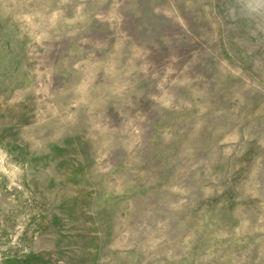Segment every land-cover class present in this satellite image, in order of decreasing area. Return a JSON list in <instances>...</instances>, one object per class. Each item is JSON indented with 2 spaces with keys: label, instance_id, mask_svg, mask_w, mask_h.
<instances>
[{
  "label": "rangeland",
  "instance_id": "rangeland-1",
  "mask_svg": "<svg viewBox=\"0 0 264 264\" xmlns=\"http://www.w3.org/2000/svg\"><path fill=\"white\" fill-rule=\"evenodd\" d=\"M232 0H0V264H264V21Z\"/></svg>",
  "mask_w": 264,
  "mask_h": 264
},
{
  "label": "clouds",
  "instance_id": "clouds-1",
  "mask_svg": "<svg viewBox=\"0 0 264 264\" xmlns=\"http://www.w3.org/2000/svg\"><path fill=\"white\" fill-rule=\"evenodd\" d=\"M226 15L230 20H243L254 29H261L264 21V0H232L231 5L226 6Z\"/></svg>",
  "mask_w": 264,
  "mask_h": 264
}]
</instances>
